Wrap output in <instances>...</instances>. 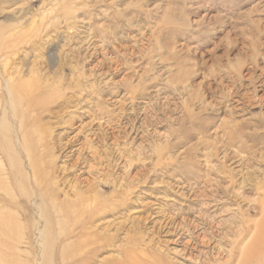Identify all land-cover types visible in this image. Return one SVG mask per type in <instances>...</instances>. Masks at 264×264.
I'll return each mask as SVG.
<instances>
[{
    "label": "rangeland",
    "instance_id": "obj_1",
    "mask_svg": "<svg viewBox=\"0 0 264 264\" xmlns=\"http://www.w3.org/2000/svg\"><path fill=\"white\" fill-rule=\"evenodd\" d=\"M154 262L264 264V0H0V264Z\"/></svg>",
    "mask_w": 264,
    "mask_h": 264
},
{
    "label": "bare ground",
    "instance_id": "obj_2",
    "mask_svg": "<svg viewBox=\"0 0 264 264\" xmlns=\"http://www.w3.org/2000/svg\"><path fill=\"white\" fill-rule=\"evenodd\" d=\"M263 233V232H262ZM156 262H154L153 264H155Z\"/></svg>",
    "mask_w": 264,
    "mask_h": 264
}]
</instances>
